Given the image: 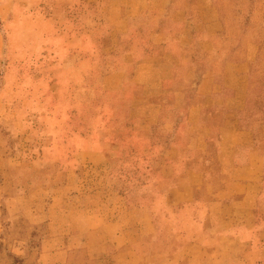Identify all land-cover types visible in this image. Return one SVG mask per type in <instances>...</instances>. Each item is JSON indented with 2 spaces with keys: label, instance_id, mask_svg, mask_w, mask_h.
<instances>
[{
  "label": "rangeland",
  "instance_id": "1",
  "mask_svg": "<svg viewBox=\"0 0 264 264\" xmlns=\"http://www.w3.org/2000/svg\"><path fill=\"white\" fill-rule=\"evenodd\" d=\"M147 1L0 0V264H218L182 254L207 240L210 255L237 253L221 264L264 261V205L253 238L234 229L249 247L218 242L213 206L203 222L187 206L182 223L168 220V94L152 98L166 97L151 131L142 130L145 112L131 117L144 93L168 89L156 84L155 65L134 78L152 33L168 30V0ZM199 1L171 6L202 13V29L212 14L220 20L218 50L238 63L231 72L248 75L238 120L262 136L264 0ZM211 195L198 197L213 204ZM112 221L121 245L86 239Z\"/></svg>",
  "mask_w": 264,
  "mask_h": 264
},
{
  "label": "crops",
  "instance_id": "2",
  "mask_svg": "<svg viewBox=\"0 0 264 264\" xmlns=\"http://www.w3.org/2000/svg\"><path fill=\"white\" fill-rule=\"evenodd\" d=\"M205 2L208 7L212 6L211 0H203ZM176 3L177 0H168V30L152 33L150 59H136L134 71L136 78L139 69H142L141 74L148 67L153 70L155 65L154 73L159 74L156 84L162 89L167 83L168 89L162 94L144 93L136 100L139 107L131 109V117L145 112L147 126L142 130L151 131L165 113L163 100L166 97L158 99L159 102L152 98L168 94V199L165 203L168 220L171 217L182 223L183 207L187 206L192 208V218L203 222L210 218L213 206L216 214L213 234L218 242L249 247L251 239L246 242L234 229H242L250 238L257 233V217L264 205V134L258 136L242 128L238 120L246 110L248 92L244 83L248 75L242 70L231 72L238 63L229 61L218 50L222 23L215 14L206 23L209 26L202 29L198 23L204 20L203 14L192 16L186 6L172 8ZM172 23L180 26H170ZM212 25L216 28L214 31L209 29ZM256 55L257 52L250 55L248 63L255 61ZM207 192L213 193V204L198 197ZM110 229L116 232L106 235V230ZM260 231L264 243V227ZM97 235L100 239L96 238V242H112L118 246L124 237L118 221L86 232V239ZM210 242L191 244L182 254L192 262H206L211 258L218 264L238 258L230 248H218L210 255L206 250Z\"/></svg>",
  "mask_w": 264,
  "mask_h": 264
},
{
  "label": "trees",
  "instance_id": "3",
  "mask_svg": "<svg viewBox=\"0 0 264 264\" xmlns=\"http://www.w3.org/2000/svg\"><path fill=\"white\" fill-rule=\"evenodd\" d=\"M262 122L264 123V119H262Z\"/></svg>",
  "mask_w": 264,
  "mask_h": 264
}]
</instances>
